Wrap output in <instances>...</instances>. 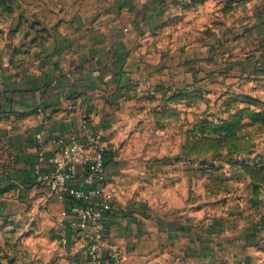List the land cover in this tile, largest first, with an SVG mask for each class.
<instances>
[{
    "label": "rangeland",
    "instance_id": "374dc122",
    "mask_svg": "<svg viewBox=\"0 0 264 264\" xmlns=\"http://www.w3.org/2000/svg\"><path fill=\"white\" fill-rule=\"evenodd\" d=\"M118 1L0 0V41L10 47L58 24L105 21ZM251 2L226 13L219 0L179 7L141 30L134 56L153 68L114 111L115 148L153 203L224 230L210 260L198 254L194 264H264V63L253 61L262 41L240 26L250 23ZM224 121L233 125L227 136L214 126ZM0 202V264L68 263L62 240L26 200ZM250 230L256 241L244 240Z\"/></svg>",
    "mask_w": 264,
    "mask_h": 264
},
{
    "label": "crops",
    "instance_id": "0c3cea01",
    "mask_svg": "<svg viewBox=\"0 0 264 264\" xmlns=\"http://www.w3.org/2000/svg\"><path fill=\"white\" fill-rule=\"evenodd\" d=\"M209 1L119 0L116 16L105 21H78L69 29L58 24L42 38L23 37L10 47L0 41V200H26L70 258L83 254L87 238L72 224L69 194H52L37 183L36 165L39 153L58 150L57 140H85L84 123L101 131L108 145L106 179L118 194L101 226L106 238L120 245V264H194L198 254L205 262L217 251L214 239L225 238L220 225L196 227L156 206L130 160L115 148L114 111L128 98L134 79L153 68L134 56L138 33L169 10ZM245 1L219 0L220 9L226 13ZM251 1L250 23L243 27L241 18L240 26L250 39L261 38L253 61L264 63V0ZM47 169L46 161L39 164L40 171ZM81 173L78 169L73 184ZM255 234L250 230L243 238L256 241Z\"/></svg>",
    "mask_w": 264,
    "mask_h": 264
},
{
    "label": "built area",
    "instance_id": "2783aa9c",
    "mask_svg": "<svg viewBox=\"0 0 264 264\" xmlns=\"http://www.w3.org/2000/svg\"><path fill=\"white\" fill-rule=\"evenodd\" d=\"M85 140L72 137L56 141L58 150L50 156L39 153L35 181L45 185L49 192L69 194L68 213L78 234L87 238L83 254L73 256L67 264H120L122 249L106 238L102 220L114 207L118 188L107 182L105 153L107 142L103 133L86 123ZM48 163L46 171L39 164ZM78 169L82 171L79 184L72 180Z\"/></svg>",
    "mask_w": 264,
    "mask_h": 264
},
{
    "label": "trees",
    "instance_id": "16d2710c",
    "mask_svg": "<svg viewBox=\"0 0 264 264\" xmlns=\"http://www.w3.org/2000/svg\"><path fill=\"white\" fill-rule=\"evenodd\" d=\"M214 126L220 129L223 132V134H225L226 136L227 134H231V131H233V125L227 121H224L221 125H214ZM213 139H216V138H213Z\"/></svg>",
    "mask_w": 264,
    "mask_h": 264
}]
</instances>
